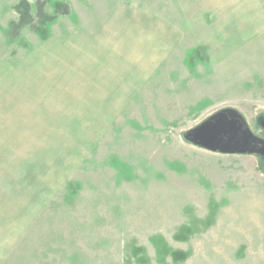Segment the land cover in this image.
<instances>
[{
  "label": "rangeland",
  "instance_id": "374dc122",
  "mask_svg": "<svg viewBox=\"0 0 264 264\" xmlns=\"http://www.w3.org/2000/svg\"><path fill=\"white\" fill-rule=\"evenodd\" d=\"M0 264H264V0H0Z\"/></svg>",
  "mask_w": 264,
  "mask_h": 264
},
{
  "label": "trees",
  "instance_id": "16d2710c",
  "mask_svg": "<svg viewBox=\"0 0 264 264\" xmlns=\"http://www.w3.org/2000/svg\"><path fill=\"white\" fill-rule=\"evenodd\" d=\"M19 4H21V3H19ZM20 7V6H19Z\"/></svg>",
  "mask_w": 264,
  "mask_h": 264
}]
</instances>
